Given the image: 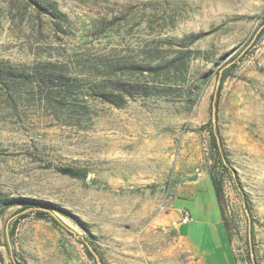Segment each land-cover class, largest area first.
<instances>
[{"label":"rangeland","instance_id":"1","mask_svg":"<svg viewBox=\"0 0 264 264\" xmlns=\"http://www.w3.org/2000/svg\"><path fill=\"white\" fill-rule=\"evenodd\" d=\"M46 1L59 17L26 0H0V66L54 62L82 79L191 52L168 96L121 108L88 99V120L56 118L33 90L9 97L0 85V194L35 200L57 222L18 213L19 204L5 208L0 264H13L7 245L19 264H202L181 234L199 250L214 248L215 195L199 196L202 209L182 233L172 202L191 182L210 181L219 73L218 135L232 173L215 170L224 175L230 243L237 264H264V0ZM175 206L193 209L182 199Z\"/></svg>","mask_w":264,"mask_h":264},{"label":"trees","instance_id":"2","mask_svg":"<svg viewBox=\"0 0 264 264\" xmlns=\"http://www.w3.org/2000/svg\"><path fill=\"white\" fill-rule=\"evenodd\" d=\"M32 4L39 12L47 14L53 18L59 17L56 9L46 0H26ZM197 38V37H195ZM194 38V39H195ZM181 55L172 61L157 65L139 66L135 63L120 66L119 64L105 66L99 70L98 75L83 74L82 79L75 78L70 75L66 67L54 62H41L31 66L28 70H17L9 66H0V85L9 91V97L12 94H17L19 90H33L41 102V104L49 107L52 114L56 118L65 115L67 119L80 120L89 119V109L87 106L88 99L99 100L102 103L121 108L129 100L147 97H166L169 94L170 83L183 80L184 73L187 70V62L185 54ZM210 77H203L196 87L195 100L200 95L203 86ZM218 87L213 95V105L216 107V125L212 124V144L211 151L217 159L215 166L221 168L222 174L230 173L229 161L222 148V141L218 135L217 127V107L219 102L220 90L224 82V73H219ZM83 103V105H81ZM212 123V121H211ZM215 166L211 168L210 185L215 195L220 220L223 229L227 234V239L231 241L232 225L228 219L226 203L223 195V180L224 175H219ZM57 171L62 175L73 178H84L86 172L82 169L72 167H58ZM232 173V171H231ZM234 179V176L232 175ZM244 208L247 207V200L242 196ZM21 205V209L17 211L22 213L28 210V213H33L38 219L49 218L57 223L51 211L36 206L37 201L27 198L9 199L0 194V215L5 208ZM43 210V211H42ZM28 213L22 214L20 218H24ZM9 256L13 264L17 263L13 257V251L7 245ZM88 255H92L89 247L86 245ZM250 260H252L250 258ZM253 261V260H252ZM251 261V262H252Z\"/></svg>","mask_w":264,"mask_h":264},{"label":"crops","instance_id":"3","mask_svg":"<svg viewBox=\"0 0 264 264\" xmlns=\"http://www.w3.org/2000/svg\"><path fill=\"white\" fill-rule=\"evenodd\" d=\"M212 190L211 185L208 181H196L191 182L189 187L185 189L184 193L178 194L173 202V211L176 213L179 219L183 216V214H188L189 219H191L194 208L197 210L202 209V206L200 205L199 201L196 203V201L199 198L201 194L208 193ZM178 199L185 200L192 204L193 209H181L179 207H176V201ZM212 209V206L210 207ZM220 217V216H219ZM190 222V220H189ZM180 223L179 225V232L182 233L184 225H187ZM213 227V239H214V248L212 247L210 250H199L197 246L191 245L188 241L187 237L183 234H181V238L185 241L187 244V247L191 251V253L196 256L202 264H237L235 260V255L233 253L232 245L230 241L227 239V234L225 230L223 229L222 222L219 219L218 222H216Z\"/></svg>","mask_w":264,"mask_h":264},{"label":"water","instance_id":"4","mask_svg":"<svg viewBox=\"0 0 264 264\" xmlns=\"http://www.w3.org/2000/svg\"><path fill=\"white\" fill-rule=\"evenodd\" d=\"M215 114H216V107L213 105L212 106V113H211V121H212V124H213L214 127L216 125V115ZM90 251L94 254V252L91 249H90ZM96 259H97V257H96ZM97 261H98V259H97Z\"/></svg>","mask_w":264,"mask_h":264},{"label":"built area","instance_id":"5","mask_svg":"<svg viewBox=\"0 0 264 264\" xmlns=\"http://www.w3.org/2000/svg\"><path fill=\"white\" fill-rule=\"evenodd\" d=\"M189 215L188 214H183V216L181 217V223L186 224L189 222Z\"/></svg>","mask_w":264,"mask_h":264}]
</instances>
